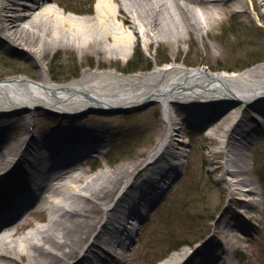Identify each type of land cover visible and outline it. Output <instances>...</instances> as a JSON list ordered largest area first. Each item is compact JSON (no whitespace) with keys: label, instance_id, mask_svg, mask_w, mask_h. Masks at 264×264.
<instances>
[{"label":"bare ground","instance_id":"6f19581e","mask_svg":"<svg viewBox=\"0 0 264 264\" xmlns=\"http://www.w3.org/2000/svg\"><path fill=\"white\" fill-rule=\"evenodd\" d=\"M49 2L0 0V46L10 53L21 51L39 63L46 48H57L48 42L60 41L62 35L66 38L63 42L82 50L90 48L98 55H129L134 29L147 43L148 38L158 41L161 35L175 40L190 26L206 28L219 21L229 7L244 3L243 0H98L93 16L77 18L60 7L50 6ZM32 20H50L49 28L53 27V31L49 28L45 31L43 39L47 47L43 45L42 50L41 46L26 48L29 42L23 29L33 32ZM128 26H133V34ZM67 28L72 36L63 34L62 30ZM51 34L56 35L52 38ZM19 46L23 49L18 50ZM257 99L264 101V63L241 73L188 68L176 62L136 76H122L104 69L100 74L69 83L55 82L43 68L39 81L27 77L0 81V117H6L7 111L16 112L28 129L11 166L0 173V264H60L67 256L71 259L67 264H123L129 253L122 250L132 248L133 233L137 234L133 225L140 222L141 207L152 201L159 190L171 186L172 182L165 181L168 172L180 174L185 166V152L179 150L183 127L173 120L171 106L190 104L189 109L195 113L209 108L211 120L227 114L225 121L234 114L230 110L233 104L263 109L264 102H254ZM196 101L199 102L194 105ZM152 103L161 104L168 129L149 160L136 169V177H143L141 181L131 183L125 178L126 173L132 172L129 166L83 180L82 160L105 149L111 137L87 124L69 125L71 118L83 116L71 110H127ZM45 109L54 113V118L61 117L63 124L50 132L32 130L34 117ZM62 111L66 112L63 116ZM239 113L240 110L219 133V152L226 155L221 177L224 180L226 175L238 177L227 180L229 186L250 182L238 164L245 162V149L254 140L253 130L243 129ZM11 133L10 127L0 122V168L10 159L5 149ZM119 186L123 191L110 204L108 200ZM235 190V198L245 203L243 197H238L242 190ZM247 191L254 192L253 188ZM46 212L42 224L31 220L32 215ZM102 212L105 218L96 224ZM223 232L220 238L224 241L228 235ZM84 234L92 239L83 242ZM202 254L197 264H215L217 257L208 256L207 251ZM221 258L224 259L222 255ZM181 259L175 255L163 264H179Z\"/></svg>","mask_w":264,"mask_h":264},{"label":"rangeland","instance_id":"374dc122","mask_svg":"<svg viewBox=\"0 0 264 264\" xmlns=\"http://www.w3.org/2000/svg\"><path fill=\"white\" fill-rule=\"evenodd\" d=\"M243 1L241 5L229 7L231 9L228 8L219 21L210 23L206 28L190 26L188 31H184L183 38L175 40L161 35L158 41L148 38L147 43V40L143 41L141 33L136 29L134 33L133 26H128V31L134 33L129 55H98L90 48L82 50L71 46L69 42L66 44L63 42L66 38L62 35L60 41L48 42L55 44L57 48H46L43 37L51 26L50 20H32L33 32L29 28L23 29V35L30 45L26 48L33 50L41 46L42 50L44 45L46 51L43 57L37 63L21 51L10 53L0 46V81L13 77L39 81L43 68L57 83L82 80L94 73L100 74L104 69L122 76H136L148 74L156 66H167L174 62L188 68L207 67L212 72L241 73L264 63L255 62L256 57L264 56V0ZM97 3L98 0L49 2L50 6L60 7L66 14H73L77 18L93 16L97 11ZM51 30L53 31V27ZM62 31L64 35L72 36L67 32L71 31L68 28ZM150 31L151 34L154 33L153 30ZM51 35L53 38L56 34ZM51 35L47 37L51 39ZM21 46L17 49L22 48ZM164 61L167 62L163 63ZM131 62L133 65L129 67ZM148 64H152L153 68L142 70ZM135 67L141 70L131 71ZM198 102L193 104L197 105ZM191 106H171L173 120L183 127L179 137V150L185 152V166L180 174H175L176 171L168 172L165 181L172 182L171 186L163 189L166 192H163L161 198H155L151 208H141L143 213L140 214V222L133 225L137 234L133 233L135 241L132 248L122 250L123 253H129L123 264H163L175 255L182 257L179 264H197L201 257L198 253L202 251H207L208 256L217 257L215 264H264V115L258 113V108H255L256 111L245 106L246 112L239 117L243 129L253 130L254 140L251 147L247 146L245 149V162L238 164L243 167L250 182L229 186L226 181L236 180L238 177L226 175V180L221 177L226 155L219 152V135L243 106L239 103L231 105L230 110L234 114L225 121L223 120L227 114L211 120L212 109L195 113L189 109ZM39 112L32 121V130L50 132L63 124L62 118H54V113L49 110ZM5 115L7 116L0 117V122L7 124L12 132L5 149V155L8 154L11 160L1 166L0 173L11 166L10 162L23 146L28 133L27 125L22 124V119L16 112ZM195 118L199 120L196 121ZM70 121L69 125L87 124L109 133V138L111 137L105 149L82 160L81 166L85 170L83 180L91 179L104 171L112 173L123 166H129L132 172L124 176L131 183L135 182L136 169L149 160L151 152L168 129L160 103L127 110H91L82 117L71 118ZM236 188L242 190L238 197H243L245 203L235 198ZM252 188L254 192L247 191ZM122 191L123 187L119 186L108 200L109 203L114 204ZM103 213L98 215L96 224L105 218ZM47 215V212L34 214L31 220L42 224ZM225 220L227 222L224 225ZM93 230L94 228L90 233ZM223 231L228 235L224 241L220 238ZM83 237V242L92 239L87 234ZM201 237V249L187 258L190 249L188 244L195 243ZM70 260L67 256L60 264H67Z\"/></svg>","mask_w":264,"mask_h":264},{"label":"trees","instance_id":"16d2710c","mask_svg":"<svg viewBox=\"0 0 264 264\" xmlns=\"http://www.w3.org/2000/svg\"><path fill=\"white\" fill-rule=\"evenodd\" d=\"M256 60V61H255ZM254 61L255 62H260V61H264V56H261V57H256V59H255ZM167 61H164L163 63H166ZM254 62V63H255ZM133 65V63L131 62L130 64H129V67H131ZM151 68H153V66H152V64H148V66H145V68H142V70H150ZM138 70H141V68H137V67H135V69H131V71H138ZM201 238H203V237H201ZM194 244V243H193ZM190 245H192V244H190Z\"/></svg>","mask_w":264,"mask_h":264}]
</instances>
